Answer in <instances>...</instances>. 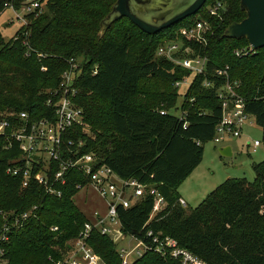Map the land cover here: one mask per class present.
Returning a JSON list of instances; mask_svg holds the SVG:
<instances>
[{"label": "trees", "instance_id": "obj_1", "mask_svg": "<svg viewBox=\"0 0 264 264\" xmlns=\"http://www.w3.org/2000/svg\"><path fill=\"white\" fill-rule=\"evenodd\" d=\"M5 1L0 0V9ZM44 1L45 11L31 19V48L19 39L6 40L0 32V112H26L32 120L54 118L49 91L59 86L71 59H82L76 102L84 110L88 132L77 127L75 144L84 141L81 154H94L98 164L111 167L121 178L158 187L167 202L151 219L152 195L120 209L124 233L162 232L209 264H264V159L253 163L254 180L228 178L192 210L180 205L178 191L201 164L204 145L213 140L223 116L217 89L225 79L213 74L216 68L228 66L231 80L239 81L237 91L246 112L262 128L264 142V48L237 57L235 49L248 46V40L224 36L231 23L247 16L241 0H228L224 18L206 45L187 43L209 61L204 74H194L180 115L171 112L181 96L175 84L193 73L156 52L164 42L179 39L184 22L151 35L123 17L101 35V22L117 0ZM213 1L197 14L209 18ZM206 80L213 84L206 87ZM17 154L0 153V226L11 212L34 206L38 217L15 231L5 245L9 264H56L65 259L67 241L88 221L74 200L79 192L75 184L86 179L68 172L60 197L47 194L35 180L24 186L21 177L7 172ZM90 244L106 264H122L118 244L110 236L96 230ZM133 264L179 263L149 252Z\"/></svg>", "mask_w": 264, "mask_h": 264}, {"label": "built area", "instance_id": "obj_2", "mask_svg": "<svg viewBox=\"0 0 264 264\" xmlns=\"http://www.w3.org/2000/svg\"><path fill=\"white\" fill-rule=\"evenodd\" d=\"M227 2L228 0H214L209 4V18L199 15L193 20L182 21L184 24L178 30L179 39L161 44L156 55L190 69L193 74H204L208 57L195 54L192 45L187 43L200 45L208 43V36L214 33L215 24L224 18ZM45 8L44 0H6L0 9V16L6 10L12 11L13 16L8 18V24L14 23L15 20L18 22V29L12 38L22 40L27 48H31V19L39 17ZM258 52L259 50H253L250 44L234 51L237 57H247ZM81 61L82 59H71L70 68L62 73L59 86L49 91L48 104L55 109L54 118L32 120L26 112H0V153L4 150L18 152L10 161L7 169L9 174L21 177L24 186L35 180L44 186L47 194L60 197L63 193L61 187L68 182L66 176L68 172L78 173L84 176L86 181L76 183V189L81 190L90 186L107 202V212L105 214L95 212L96 221L88 220L84 224L79 235L69 242L65 259L56 264H106L90 244L92 234L96 230L112 237L115 242L118 240L126 242L117 247L122 264H133L149 252L165 259L176 260L179 264H209L189 249L182 247L177 239L162 232L146 229L142 235L124 233L120 209H128L145 195H152L154 207L151 219L166 207L167 202L158 187L144 185L135 178L123 179L111 167L98 164L94 154H81L85 142L78 140L75 144L72 135L79 126L83 127L84 132H88L84 110L76 102L78 89L75 83L82 72ZM228 69V66L216 68L213 73L225 79L224 84L217 89L223 106V116L216 126L213 137L217 143L241 136L243 126L251 117L246 112L244 98L237 91L240 83L231 80ZM186 80L185 78L177 81L175 85L180 88ZM212 84L213 82L209 80L204 83L206 87ZM261 144L260 140L253 141L252 152ZM179 202L182 207L188 206L182 197ZM37 209L38 207L34 206L25 212L19 214L11 212L8 217L6 216L7 220L0 226V264H9L5 245L9 243L15 231L38 217ZM51 229L55 231L58 227Z\"/></svg>", "mask_w": 264, "mask_h": 264}, {"label": "rangeland", "instance_id": "obj_3", "mask_svg": "<svg viewBox=\"0 0 264 264\" xmlns=\"http://www.w3.org/2000/svg\"><path fill=\"white\" fill-rule=\"evenodd\" d=\"M11 16H13L11 10H6L4 14L0 16V32L6 40L12 38L18 29V22L16 20L14 23L8 24V18ZM198 17L199 15L195 14L187 18V21ZM193 78L194 74L186 77V83L180 87L181 96L178 98L176 107L171 109V112L175 115L181 114L180 106L184 101L183 95ZM262 136V128L257 125L254 116H251L248 122L243 126L241 136L229 138L227 141L221 143H217L214 140L208 141L204 145V156L201 164L195 168L178 190L179 193L185 197L187 203H189L186 209L192 210L196 208L210 192L228 178H247L249 181L254 180L255 172L253 163L260 162L264 159V142ZM255 140H260L262 145L257 152L253 153L251 143ZM226 145L232 147V156H223L221 154L220 148ZM116 181L118 182L119 180L116 178ZM182 190L184 194L181 192ZM74 200L79 209L90 221H96V211L101 214L107 212L106 200L100 197L90 186L79 190ZM71 240L72 239L68 240L66 245H68ZM116 243L119 246L126 242L118 240Z\"/></svg>", "mask_w": 264, "mask_h": 264}, {"label": "water", "instance_id": "obj_4", "mask_svg": "<svg viewBox=\"0 0 264 264\" xmlns=\"http://www.w3.org/2000/svg\"><path fill=\"white\" fill-rule=\"evenodd\" d=\"M208 0H117L112 11L101 22V35L117 20L127 17L147 34H156L197 14ZM247 16L231 23L227 38H246L253 50L264 48V0H241ZM223 156H232L230 145L220 148Z\"/></svg>", "mask_w": 264, "mask_h": 264}, {"label": "crops", "instance_id": "obj_5", "mask_svg": "<svg viewBox=\"0 0 264 264\" xmlns=\"http://www.w3.org/2000/svg\"><path fill=\"white\" fill-rule=\"evenodd\" d=\"M261 145H262V144H261ZM261 145H260L259 147H257V149H256L255 152H257V150L261 147ZM226 146H227V145H226ZM232 150H233V149H232ZM255 152H253V153H255ZM181 192L184 194V191H183V190H182ZM180 195H181V197H182L183 199H185V197H183L181 193H180ZM187 204H189V203H187Z\"/></svg>", "mask_w": 264, "mask_h": 264}]
</instances>
